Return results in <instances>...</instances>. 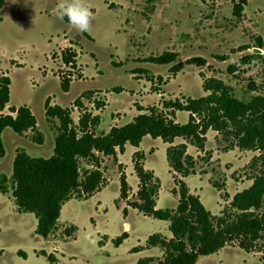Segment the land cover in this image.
Segmentation results:
<instances>
[{"label":"rangeland","instance_id":"rangeland-1","mask_svg":"<svg viewBox=\"0 0 264 264\" xmlns=\"http://www.w3.org/2000/svg\"><path fill=\"white\" fill-rule=\"evenodd\" d=\"M240 1L86 0L93 19L90 30L81 32L57 14L60 0H3L0 77L11 79L10 107L31 108L37 131L20 136L12 129L5 130L7 155L0 160V185L6 175L9 187L12 186L18 149L33 158H50L54 154L59 120L48 123V99L51 106L71 108L76 125L83 111L96 114L94 105L106 100L103 124L97 128L101 134L108 133L114 125L121 127L132 122L142 114L139 107H158L163 99L207 96L204 79L223 81L241 100L264 97V0H247L239 18L234 6ZM260 41L263 48L259 47ZM69 48L79 55L75 69L62 60L63 51ZM165 52L177 53V60L170 65L148 62L150 57ZM199 57L206 60V66L186 65L177 75L171 74L174 65ZM245 57L252 60L230 73L229 67ZM62 78L71 79L69 92L62 90ZM82 95L83 109L73 106ZM3 114H10L9 107ZM186 118L187 113L179 114L180 122ZM38 132L44 136L43 145L34 142ZM221 139H211L204 151L197 148L199 154L191 148L197 173L185 180L214 216L234 212L231 204L235 195L250 188L252 178L262 170L254 162L259 151L235 147L225 151L228 144ZM132 148L121 157L124 168L117 159L100 155L105 187L88 200L75 194L64 208L62 223L47 240L36 233L35 215L19 213L11 191L0 193V264H52L50 255L55 264H138L149 257L154 259L150 264L163 261L162 249L146 246L154 234L170 238L169 223L130 209L125 216V209L115 205L121 173L126 174L131 186L137 185ZM166 150L161 139L151 137L143 140L139 150L146 156V169L153 170L160 180L159 209L163 210L178 204L171 192L177 186ZM81 169L84 173L96 167L82 160ZM176 179L180 180V176ZM260 213H264V207ZM125 222L130 225L129 233ZM71 227L77 231L69 238L65 229ZM125 232L128 239L116 246L114 241ZM197 264H264V239L250 252L241 249L239 241L230 242L218 253L201 257Z\"/></svg>","mask_w":264,"mask_h":264},{"label":"trees","instance_id":"trees-1","mask_svg":"<svg viewBox=\"0 0 264 264\" xmlns=\"http://www.w3.org/2000/svg\"><path fill=\"white\" fill-rule=\"evenodd\" d=\"M246 2L247 0H241L235 3L236 17H241ZM2 7L3 0H0V8ZM259 45L263 48L261 41ZM78 58L79 55L73 48L62 53L63 63L73 69L77 67ZM177 58V53L165 52L161 56L150 57L148 62L170 65ZM250 60L252 57H245L229 67V72L235 73L242 64H247ZM186 65L203 67L207 62L201 57L192 58L185 63L174 65L171 74L177 75ZM71 83V79L62 78V90L69 92ZM203 89L208 93L205 97L163 99L161 106L148 109L139 107L142 114L132 122L113 127L109 133L101 134L97 132L101 125L100 116L85 110L76 125L71 109L51 106L48 99L45 105L48 123L53 124L55 119L59 120L54 154L50 158H33L24 149H18L13 161L12 186L9 187V178L3 175L0 193L7 194L11 191L18 212L34 214L38 221L36 233L47 240L58 229L63 206L71 201L75 194L79 199L87 200L103 187L100 155L116 157L117 150L124 153L128 144L138 148L147 136L160 138L170 145L167 149V161L175 176L177 187L172 192L179 197V204L175 210L157 209L161 183L153 172L145 170V156L142 152H136L133 156L134 170L140 186L135 200L128 203L129 207L137 209L146 217L169 223L171 239L162 234H154L147 240V248L163 250L164 260L158 264H197L201 257L216 254L233 241H239L241 249L250 252L258 241L264 239V213H260L264 207V97L241 100L229 86L216 78L204 79ZM81 98L84 96L78 98L74 106L83 109ZM10 101L11 79L2 76L0 159L6 155L3 142L5 130L12 129L20 136L29 131H37V119L31 108L9 107L10 114H3ZM104 106V103L95 104L97 110ZM178 112L190 114L187 124L177 123ZM210 130L217 132V138H222L221 140L228 144L224 148L225 151L235 147L260 152L254 159L262 168L260 175L252 178L254 182L250 188L235 195L231 204L234 212L223 213L221 216H214L206 209L200 197L192 194L184 181L197 173L196 162L187 153V144L204 151ZM37 134L34 142L44 144V136L39 132ZM178 138L186 143L174 146ZM82 160H88L96 169L82 173ZM178 175L180 180L176 179ZM129 192L126 175L121 173V199L127 200ZM123 212L127 216L128 210ZM76 231V227H71L65 229V234L71 238ZM127 238V233H124L114 241L115 245H122ZM48 260L52 264L56 263L52 255ZM153 260L149 257L138 264H150Z\"/></svg>","mask_w":264,"mask_h":264},{"label":"crops","instance_id":"crops-1","mask_svg":"<svg viewBox=\"0 0 264 264\" xmlns=\"http://www.w3.org/2000/svg\"><path fill=\"white\" fill-rule=\"evenodd\" d=\"M82 74H83V72H82ZM187 97V96H186ZM104 104H105V106L102 108V109H100V110H97L96 108H95V110L96 111H98V112H96V114H93V115H95V116H100L101 117V124H103V111L105 110V108H106V106H107V102H106V100L103 102ZM74 104V103H73ZM74 106V105H73ZM95 106V105H94ZM8 107H10V104H9V106ZM72 107V106H71ZM69 109H71V108H69ZM71 111H72V109H71ZM91 112V111H90ZM92 113V112H91ZM118 113V112H117ZM117 113H114V114H117ZM141 113V112H140ZM181 112H178L177 113V115H176V117H177V123H179V124H181V125H185V124H187L188 123V121H189V118H190V114L189 113H187V112H185V113H187V115H188V118H186L185 120H184V122H180L179 121V114H180ZM6 115V114H5ZM111 115H113V114H111ZM140 115V114H139ZM138 116V115H137ZM137 116H135V117H137ZM134 117V118H135ZM133 118V119H134ZM79 120H80V118H79ZM115 127H119V126H116V125H114ZM112 129V128H111ZM6 132V131H5ZM4 132V133H5ZM110 132V131H109ZM108 132V133H109ZM28 133H31V132H28ZM28 133H26V134H24L23 136H26ZM4 135V134H3ZM217 136H218V133L217 132H214V131H212V130H210L209 132H208V134H207V143H210L212 140L211 139H217ZM147 137H151V136H147ZM147 137H145L144 139H146ZM152 138V137H151ZM143 139V140H144ZM154 139V138H153ZM158 139H160V138H158ZM162 140V139H161ZM163 141V140H162ZM143 142V141H142ZM186 142L183 140V139H181V138H178V139H176L175 140V142H174V146H177V145H180V144H185ZM43 145V144H42ZM141 145V144H140ZM188 145V149H187V153H188V155H190V154H192L191 152H190V150H191V148H194L195 149V153H197V154H199L198 152H197V148L196 147H194V146H192V145H190V144H187ZM131 147V145L130 144H128V145H126V147H125V151H124V153H126L128 150H129V148ZM133 147V146H132ZM166 147H167V149L170 147V145L169 144H166ZM18 148H20V147H18ZM20 149H22V148H20ZM140 150V146L138 147V148H136V147H133L132 148V153H133V155H132V160H133V156H134V154L136 153V152H141V151H139ZM166 152H167V150H166ZM124 153H120L118 150H117V155H116V157H113V158H115V159H117L118 160V165L119 166H122L123 168H124V165L122 164V161H121V157H122V155H124ZM143 153V152H142ZM144 154V153H143ZM167 154V153H166ZM194 154V153H193ZM6 155H7V153H6ZM6 155H5V157H6ZM15 155H16V153H15ZM144 156H145V154H144ZM190 156H192L193 157V155H190ZM4 157V158H5ZM3 158V159H4ZM14 158H15V156H14ZM3 159H0V160H3ZM145 160H146V156H145ZM145 160H144V167H145ZM168 162V161H167ZM133 165H134V163H133ZM169 165V164H168ZM169 168H170V166H169ZM145 170H147L146 169V167H145ZM170 170H171V168H170ZM135 171V170H134ZM147 171H151V172H153V174L155 175V172L153 171V170H147ZM172 173V172H171ZM173 174V173H172ZM126 175V174H125ZM137 176V175H136ZM173 176H174V174H173ZM192 176V175H191ZM155 177H156V175H155ZM190 177V176H189ZM188 177V178H189ZM119 178V177H118ZM138 178V177H137ZM157 178V177H156ZM188 178H186V179H184V181L185 180H187ZM126 180H127V176H126ZM127 183H128V185H129V187H130V192H129V198L127 199V200H122L121 199V187H120V194H119V198L118 199H116V201H115V205H116V207L118 208V209H127L128 210V214H129V209L130 210H132V211H137L138 212V210L137 209H133V208H131V207H129L128 206V203L129 202H132V199L134 200L135 199V197L137 196V193H138V191H139V186H140V181H139V179H138V181H137V185L135 186V187H133V186H131L130 184H129V182L127 181ZM185 183H186V181H185ZM109 184V183H108ZM187 184V183H186ZM188 186V185H187ZM103 187H105V186H103ZM102 187V188H103ZM102 188L98 191V192H100L101 190H102ZM189 188V187H188ZM173 190V189H172ZM190 190V189H189ZM98 192H95V193H98ZM172 192V191H171ZM190 192H191V190H190ZM94 193V194H95ZM160 193V192H159ZM173 193V192H172ZM192 193V192H191ZM94 194L90 197V198H92L93 196H94ZM193 194V193H192ZM175 195V194H174ZM194 195H196V194H194ZM176 197H177V203L179 204V197L177 196V195H175ZM196 196H198V195H196ZM200 197V196H199ZM90 198H88V199H90ZM201 198V197H200ZM87 199V200H88ZM83 200H85V199H83ZM159 201H160V194L158 195V198H157V209H159ZM68 203V202H67ZM66 203V204H67ZM66 204L63 206V209H62V213H61V215L64 213V208H65V206H66ZM178 204H177V206H178ZM127 206L128 208H124V206ZM177 208V207H176ZM176 208H173V209H170V210H175ZM128 214H127V216H128ZM140 214H142L141 212H140ZM143 215V214H142ZM145 217V216H144ZM61 218V217H60ZM61 220V219H60ZM59 220V222H61L62 223V221H60ZM125 224V230H129L128 231V233L130 232V225H129V223H127V222H125L124 223ZM125 233H127V232H125ZM128 233H127V235H128ZM171 233V232H170ZM129 236V235H128ZM165 237V236H164ZM166 238H168V237H166ZM172 238V234H171V237L170 238H168V239H171ZM128 239V238H127ZM147 248V247H146ZM152 249H154V248H152ZM148 250V249H147Z\"/></svg>","mask_w":264,"mask_h":264},{"label":"clouds","instance_id":"clouds-1","mask_svg":"<svg viewBox=\"0 0 264 264\" xmlns=\"http://www.w3.org/2000/svg\"><path fill=\"white\" fill-rule=\"evenodd\" d=\"M56 12L61 19L67 17L78 31L87 32L91 28L93 12L86 0H60Z\"/></svg>","mask_w":264,"mask_h":264}]
</instances>
